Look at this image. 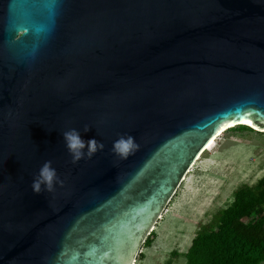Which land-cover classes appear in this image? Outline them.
Instances as JSON below:
<instances>
[{
    "label": "water",
    "instance_id": "water-1",
    "mask_svg": "<svg viewBox=\"0 0 264 264\" xmlns=\"http://www.w3.org/2000/svg\"><path fill=\"white\" fill-rule=\"evenodd\" d=\"M240 124L264 132V0H0V264H134ZM70 128L104 149L73 163ZM46 160L63 185L35 194Z\"/></svg>",
    "mask_w": 264,
    "mask_h": 264
},
{
    "label": "rangeland",
    "instance_id": "rangeland-1",
    "mask_svg": "<svg viewBox=\"0 0 264 264\" xmlns=\"http://www.w3.org/2000/svg\"><path fill=\"white\" fill-rule=\"evenodd\" d=\"M234 127L200 154L134 264H185V252L201 226L231 203L239 186H253L264 176V132Z\"/></svg>",
    "mask_w": 264,
    "mask_h": 264
},
{
    "label": "trees",
    "instance_id": "trees-1",
    "mask_svg": "<svg viewBox=\"0 0 264 264\" xmlns=\"http://www.w3.org/2000/svg\"><path fill=\"white\" fill-rule=\"evenodd\" d=\"M249 128L240 124L234 129ZM152 238H146L149 245ZM185 264H260L264 260V176L243 184L233 200L201 226L185 252Z\"/></svg>",
    "mask_w": 264,
    "mask_h": 264
},
{
    "label": "clouds",
    "instance_id": "clouds-1",
    "mask_svg": "<svg viewBox=\"0 0 264 264\" xmlns=\"http://www.w3.org/2000/svg\"><path fill=\"white\" fill-rule=\"evenodd\" d=\"M89 130L90 127L85 125L83 132L87 133ZM62 136L73 163L85 158L90 159L97 151H102L105 147L102 142L97 141L95 138L83 139L81 132L76 128L63 131ZM138 149L139 144L136 143L132 135H121L113 141L111 151L121 159H127ZM57 184L62 186L63 181L59 178L56 169L52 167V161L46 160L33 179L31 189L35 194H40L43 191L52 192Z\"/></svg>",
    "mask_w": 264,
    "mask_h": 264
},
{
    "label": "bare ground",
    "instance_id": "bare-ground-1",
    "mask_svg": "<svg viewBox=\"0 0 264 264\" xmlns=\"http://www.w3.org/2000/svg\"><path fill=\"white\" fill-rule=\"evenodd\" d=\"M245 123H248V122H245ZM248 124H250V123H248ZM228 126V125H227ZM227 126H224L221 130H220V132L218 133V135L216 136V137H214V138H212L209 142H208V144H207V146H206V148L208 147V145H210L213 141H215L219 136H221V134L227 129L226 127ZM229 126H231V125H229ZM262 130H264V129H262ZM205 150V149H204ZM203 150V151H204ZM202 151V152H203ZM200 156V155H199ZM199 156H198V158H199Z\"/></svg>",
    "mask_w": 264,
    "mask_h": 264
}]
</instances>
